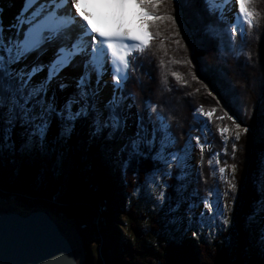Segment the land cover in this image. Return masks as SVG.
<instances>
[{"label": "snow or ice", "instance_id": "6c2138e0", "mask_svg": "<svg viewBox=\"0 0 264 264\" xmlns=\"http://www.w3.org/2000/svg\"><path fill=\"white\" fill-rule=\"evenodd\" d=\"M12 2L0 0V17L3 5L11 6ZM257 2L20 0L21 7L7 25L0 18V163L15 154L37 156L58 175L64 171L70 152L79 151L87 159V153L95 149L103 159L116 164L122 175L135 165L132 174L137 176L141 161L147 160L151 166L134 195L141 189L146 191L155 200L153 208L163 209L171 223H184L186 219L188 225L209 227V235L228 230L243 192V178L237 180V163L220 166L217 159L216 171L226 185L223 190H210L206 197H199L195 189L188 192L191 141L196 142L201 153L207 141L193 135L176 148L164 118L158 114L153 118L156 105L134 111V100L125 85L129 71H137V58L158 48L164 39L187 52L179 25L184 7L204 5L213 18L205 25L206 35L218 39L222 47H230L238 34L245 35V26L249 34L256 28L264 31V12L254 7ZM172 63L192 65L187 56ZM164 64L161 60L160 66ZM170 75L181 81L176 72ZM191 75L195 80L196 76ZM215 112V107L208 111L197 107L193 118H206V124H210ZM224 116L231 121V130L228 125H217L216 132L225 143L221 148L225 155L231 137L235 161L241 137L246 140L245 134L252 129L249 125L242 127L226 112ZM215 119L222 120L223 116ZM261 135L264 138V127ZM74 137L75 144L70 145ZM169 180L176 181L175 198L168 192L173 187ZM251 183L255 199L245 223L259 225L252 248L258 264H264V154ZM201 204L197 214L195 209ZM181 211L183 215H177ZM206 218L212 223L206 224ZM197 235L193 230L192 236ZM66 247L60 237L52 235L37 264H57L60 260L63 264H77L76 258L64 251Z\"/></svg>", "mask_w": 264, "mask_h": 264}, {"label": "trees", "instance_id": "16d2710c", "mask_svg": "<svg viewBox=\"0 0 264 264\" xmlns=\"http://www.w3.org/2000/svg\"><path fill=\"white\" fill-rule=\"evenodd\" d=\"M254 7L264 12V0H258ZM210 19L213 18L202 4L184 7L179 25L187 52L164 39L158 48L137 58V71H129L125 91L131 93L135 110L156 105L153 118L157 114L164 118L175 138L176 148L182 147L193 135L200 136L202 142L207 141L209 150L201 153V170L195 179L200 183L202 171H207L211 191H220L215 184L218 181L213 178L217 159L220 166L237 163V180L243 178V192L231 214L233 223L228 230L221 229L219 234L205 236V230L210 232L209 227L201 229L195 223L188 225L187 220L184 226V223L169 222L165 215L162 218L153 216L148 230L155 234L157 247L145 244L142 240L145 232L134 230L131 221L149 218L147 213L136 212L138 202L133 193L145 182L144 173L151 166L150 162L141 161L137 176L132 174L135 165L122 175L116 164L96 156L95 149L87 153V159H83L79 151L70 152L64 171L58 175L37 156L15 154L6 157L0 163V199L17 195L31 202L30 210L35 206L45 208L71 221L80 233L91 231L102 235L107 242L97 264H258L252 244L257 235L253 230L259 225H246L245 217L255 199L251 180L264 154L261 135L264 127V31L256 28L249 34L245 26L242 38L238 34L230 47H222L218 39L209 38L204 31ZM185 56L192 61L191 67L186 63H172ZM161 60L165 62L164 67L160 66ZM173 71L181 77L180 82L170 75ZM190 73L196 76L195 80ZM197 107L205 111L216 108L210 124H206V118H193ZM225 112L242 127L249 125L252 129L245 134L246 140L245 136L241 137L235 161L231 137L225 155L221 152L225 143L216 132L217 125H228L231 130V121L224 116ZM216 116H223V119L217 120ZM76 138L69 144L74 145ZM192 172L191 167L190 177ZM168 183L173 186L168 189L171 194L176 181ZM139 193L151 197L143 189ZM172 193L174 197L175 192ZM112 208L123 215L131 230V237L128 235L118 245L117 231L108 233L103 223L109 219ZM211 223L206 218V224ZM250 225L254 227L251 230ZM193 230L198 232L196 237L192 236ZM113 242L115 247H111Z\"/></svg>", "mask_w": 264, "mask_h": 264}, {"label": "rangeland", "instance_id": "374dc122", "mask_svg": "<svg viewBox=\"0 0 264 264\" xmlns=\"http://www.w3.org/2000/svg\"><path fill=\"white\" fill-rule=\"evenodd\" d=\"M1 18V17H0ZM245 32V31H244ZM240 38H242L239 35ZM135 111V108H134ZM78 132L80 133V137H83V132L80 130V126L78 125ZM76 138V137H75ZM77 139V138H76ZM75 139V140H76ZM190 140V137L189 139ZM195 141H191V158H190V164L192 166V173L193 175L189 177V185H188V192H191L193 189H195L196 193H198L199 197H206L207 193L211 190V183L208 181V178L206 179V173L207 171H202V181L199 183L195 177L197 174H200L201 170V150L195 146ZM75 144V143H74ZM205 150H209L208 147L204 148ZM95 155L99 156L100 154L96 151ZM197 161H200L199 166L197 167ZM216 175H213V178L215 177L216 181L215 184L217 185L218 189L223 190V188L226 187L225 184H223L222 181L219 179V174L217 171H215ZM208 176V175H207ZM173 182V181H172ZM176 184V183H175ZM216 192L219 190H215ZM174 190L171 189V195L173 196ZM187 194V193H186ZM176 195V194H175ZM174 195V198H175ZM134 197H136L138 204L135 206L137 213H147L149 214V218L145 220H134L131 221V227L134 230H140L145 232V236L142 237V240L145 244L148 245H155L157 247L156 243V237L154 233L148 230V228L153 224L152 217L156 218H162L164 214L163 209H154L153 204L155 203V200L151 196H142L141 193L136 194ZM139 200V201H138ZM174 202V201H173ZM31 204L30 201L24 198H20L17 195H12L5 199H0V210H9V211H17L20 213H27L29 209V205ZM36 207V206H35ZM202 208V204L200 207H197L195 209V212L198 214ZM59 224V226L64 230V232L68 235L72 246L78 256L79 264H97V260H100L101 256L100 253L102 252V247L105 246L107 240L102 238V235L99 234H93L90 232H78L75 226L71 221H67L63 216L61 215H54L52 214ZM177 215H183V212L181 211ZM186 220V219H185ZM97 222L95 221L94 224ZM105 227L107 228V232L117 231L118 233V243H122L123 239L125 237H128V235L131 237V230L130 225L127 220L115 209H111V213L108 220L103 221ZM178 223V222H177ZM185 226V222L183 224ZM253 225L249 226V230L253 229ZM163 229V228H161ZM254 233H257V230H253ZM149 233V234H148ZM152 234V235H150ZM205 236H208L209 231L205 230ZM116 245L114 242L112 243L111 247H115ZM102 255V254H101Z\"/></svg>", "mask_w": 264, "mask_h": 264}, {"label": "water", "instance_id": "95a60500", "mask_svg": "<svg viewBox=\"0 0 264 264\" xmlns=\"http://www.w3.org/2000/svg\"><path fill=\"white\" fill-rule=\"evenodd\" d=\"M52 235L67 244L64 251L79 264L68 235L48 210L41 207H34L27 213L0 210V264H37ZM57 264H63V260Z\"/></svg>", "mask_w": 264, "mask_h": 264}, {"label": "bare ground", "instance_id": "6f19581e", "mask_svg": "<svg viewBox=\"0 0 264 264\" xmlns=\"http://www.w3.org/2000/svg\"><path fill=\"white\" fill-rule=\"evenodd\" d=\"M4 12L2 14L3 23L7 25L12 17L18 12V9L21 7L20 0H13L12 5L8 6L7 4L3 5ZM97 13H102V9H94ZM107 78V77H106Z\"/></svg>", "mask_w": 264, "mask_h": 264}]
</instances>
